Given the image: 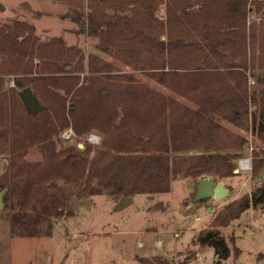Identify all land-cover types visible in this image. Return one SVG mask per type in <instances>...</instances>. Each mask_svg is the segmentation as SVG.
Instances as JSON below:
<instances>
[{
  "label": "trees",
  "instance_id": "1",
  "mask_svg": "<svg viewBox=\"0 0 264 264\" xmlns=\"http://www.w3.org/2000/svg\"><path fill=\"white\" fill-rule=\"evenodd\" d=\"M62 1L72 9L68 14L76 31L97 38L100 50L116 49L133 61V67L148 55L142 69L202 109L180 103L132 75L105 73L111 67L97 54L86 56V69L92 74L78 76L85 65L80 48L67 45L60 36L41 41L33 24L24 20L0 22V154L9 161L0 187H8L4 205H18L23 228L31 222L28 233L36 231L39 221L61 214L72 194L81 199L106 193L117 199L167 192L178 175H233V161L240 156L236 151L247 139L218 119L250 128L264 143V73L249 88L246 71L257 37L264 67V13L259 23L247 19L250 12L260 11V0H89L85 15L78 10L80 0ZM162 2L166 15L160 19L155 11ZM189 26L202 39L197 47H208L218 63L200 68L184 62L189 50L183 49L191 45L180 37L173 39L171 31ZM172 52L174 57L180 52L182 60H170ZM166 59L171 61L168 69ZM8 75L30 87L44 109L28 113L19 87L4 88L3 77ZM67 127L77 137L99 132L101 144L57 148V137ZM33 145L41 158L31 163L23 157ZM199 150L211 152L191 153ZM252 155L250 169L257 175L264 166V148ZM257 205L264 208V182L218 212L212 223L228 224ZM194 241L213 249L215 264L229 257L230 248L219 230L202 229ZM239 252L236 246L234 255ZM153 259L150 264L171 263L159 256Z\"/></svg>",
  "mask_w": 264,
  "mask_h": 264
},
{
  "label": "rangeland",
  "instance_id": "2",
  "mask_svg": "<svg viewBox=\"0 0 264 264\" xmlns=\"http://www.w3.org/2000/svg\"><path fill=\"white\" fill-rule=\"evenodd\" d=\"M80 2L81 8L78 10L85 15L89 0ZM0 3L3 5V10H0V22L8 23L15 18L24 20L33 24L41 41L60 36L67 45L80 48L84 54L85 65L82 71L76 73L78 76L92 74L86 69V56L89 53L97 54L111 67V71L105 73L132 75L146 86L180 103L197 110L202 109L195 106L189 97L159 83L148 73V69H142L148 55L142 56L141 61L135 62L137 67H133V61L118 55L116 49L111 52L102 51L97 47V38L88 36L85 31L78 33V26L68 14L72 13V9L67 2L0 0ZM260 3V11L250 12L248 21L259 23L260 15L264 13V0H260ZM155 15L160 19L165 18L164 2L159 5ZM171 32L173 39L180 37L191 45L183 49L189 50L184 54V62L189 63L188 67L205 68L214 62L218 63L217 57L208 51V47H197V41L202 39L190 26L185 30L179 28ZM165 37L164 31L161 38ZM258 39L257 37L254 42V49L252 47L254 55L251 58L248 56L246 71L249 88L255 86V77L264 73V67L260 65L258 58ZM213 41L211 40V43ZM172 54L169 55L170 60H182L177 56L180 52L176 57L174 52ZM169 59L164 62L165 69L170 66ZM66 68L70 69V65ZM3 78L5 89L17 88L12 76ZM250 110H254L253 105H250ZM218 121L231 132L247 139L243 149L236 151L240 156L233 161L234 169H237L236 172L233 170V175H204L211 176L215 183L221 182L228 189L226 196L218 199L211 196L195 201V187L201 176L196 178L184 174L171 179L167 192L135 193L131 202L125 204H119L120 198L115 199L106 193L86 195L81 199L72 194L61 209V214L51 215L48 219L39 221L35 225L36 231L30 233L27 230H32L31 222L28 223L27 229L23 228V223L17 216L18 205L9 201L0 208V264H150L155 256L170 260V264H215L217 257L214 256L213 249L209 246L201 247L194 241L200 230L210 227L220 231L230 248L229 257L221 260L223 264H264V208L261 205L251 206L228 224L212 223L218 212L225 211L234 200L250 194L264 182V166L257 175H254L251 169L238 168L241 158H250L251 168L252 151L264 148V143L252 134L250 128L245 130L221 119ZM67 134L70 135L66 136ZM90 135L98 138L97 143L89 140ZM100 141L99 132L77 137L72 128L67 127L58 135L56 143L57 148L83 143V148L86 144L98 147ZM200 152L211 151H191ZM23 158L32 163L40 160L41 154L33 145ZM8 163L7 156L0 154V175ZM58 184L63 185L61 181H58ZM231 238L235 239V242ZM236 246L240 249L237 256L234 255Z\"/></svg>",
  "mask_w": 264,
  "mask_h": 264
},
{
  "label": "water",
  "instance_id": "3",
  "mask_svg": "<svg viewBox=\"0 0 264 264\" xmlns=\"http://www.w3.org/2000/svg\"><path fill=\"white\" fill-rule=\"evenodd\" d=\"M14 84L19 87L17 93L20 95L24 108L28 113H36L44 109V106L38 102L36 94L33 93L30 87L23 86L20 81H14ZM82 146L83 143L79 144L80 148H82ZM234 171L236 172L237 169H234ZM7 189V186L0 187V208L4 205V197ZM195 190V201L211 196L218 199L219 197H223L228 194V189H226L221 182L215 183L211 176H201L197 180ZM131 200L132 196L125 195L120 197L119 204H125L131 202Z\"/></svg>",
  "mask_w": 264,
  "mask_h": 264
},
{
  "label": "built area",
  "instance_id": "4",
  "mask_svg": "<svg viewBox=\"0 0 264 264\" xmlns=\"http://www.w3.org/2000/svg\"><path fill=\"white\" fill-rule=\"evenodd\" d=\"M70 134H67L66 136H69ZM89 140L91 142L97 143L98 138L96 136L90 135ZM238 168L242 170H249L250 169V158H241L238 162Z\"/></svg>",
  "mask_w": 264,
  "mask_h": 264
}]
</instances>
